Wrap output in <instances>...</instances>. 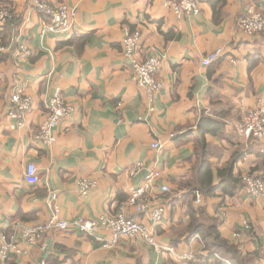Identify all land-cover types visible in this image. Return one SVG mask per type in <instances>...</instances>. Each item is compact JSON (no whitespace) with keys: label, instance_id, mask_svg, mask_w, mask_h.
I'll use <instances>...</instances> for the list:
<instances>
[{"label":"crops","instance_id":"1","mask_svg":"<svg viewBox=\"0 0 264 264\" xmlns=\"http://www.w3.org/2000/svg\"><path fill=\"white\" fill-rule=\"evenodd\" d=\"M39 1L74 6L77 17L68 33L41 38L44 15L31 0L0 4L15 17L0 27V243L23 227L47 222L50 204L57 203L67 222L115 217L123 209L148 225L158 247L124 238L105 248L103 240L111 238L105 229L94 235L53 230L36 245L18 239L23 253L0 264H186L188 254L192 264H264V197L244 189L224 196L218 189V172L229 169L234 177L264 180V140H246L237 131L244 110L264 107V37L246 36L238 25L248 8L264 12V0H199L200 14L182 19L166 5L171 0ZM125 28L141 34L137 60L163 59L156 75L163 88L153 104L124 58ZM21 45L29 56H17ZM218 49L222 57L203 66V57ZM54 88L74 112L48 147L35 134ZM21 89L33 105L25 126L17 128L9 113L11 97ZM205 117L221 124L203 126L200 133ZM31 163L38 169L36 185L25 181ZM206 168L213 173V196L197 189ZM152 171L160 177L147 197L166 209L159 225L128 204ZM81 180L96 186L84 195ZM214 221L241 262L209 249Z\"/></svg>","mask_w":264,"mask_h":264},{"label":"built area","instance_id":"2","mask_svg":"<svg viewBox=\"0 0 264 264\" xmlns=\"http://www.w3.org/2000/svg\"><path fill=\"white\" fill-rule=\"evenodd\" d=\"M32 7L44 15L40 26V36L45 38L49 35H59L68 33L74 26L77 11L76 7L64 3L42 2L31 0ZM170 6L175 16L182 19L185 16H198L201 12L199 0H171L166 2ZM13 10L8 6L0 9V27H5L14 21ZM238 25L241 32L249 37H264V12L257 11L254 7L248 8L244 15L239 18ZM141 34L139 31L124 29L122 46L124 58L133 69L134 81L145 90L150 104H153L156 96L160 94L163 85L156 75L162 68L163 59L155 56L145 61L135 58L136 50L139 46ZM5 51L3 41L0 37V54ZM30 55L27 45H21L17 56L25 58ZM223 55L222 50L218 49L207 54L202 59V65L207 67L217 62ZM54 92L47 102V117L35 134V139L42 144L52 147L58 139L57 130L62 123L67 120L74 112L67 102L61 89L54 88ZM11 104L14 110L9 113V117L16 124L17 128L25 126L24 116L33 105V98L25 94L24 89L14 92L11 97ZM238 134L246 140H264V107L258 106L244 110L242 118L237 125ZM154 149H159L160 145L154 143ZM141 169L142 164L137 165ZM160 177L157 171L150 172L144 184L132 191L128 204L132 206L138 214H142L151 225H159L163 222L166 209L162 202H149L147 194L151 192L154 182ZM25 181L29 185L39 183L38 169L35 164H29L25 174ZM244 191L247 195L254 198L264 197V180L255 174H247L242 177ZM79 190L87 195L90 190L95 188L96 182L93 180H81L78 182ZM163 192H169L168 187L162 188ZM52 197V196H51ZM51 202L56 200V196L51 198ZM201 196L196 193V201L200 203ZM52 213L47 222L33 227H23L13 235L3 238L0 243V261L5 262L11 254H22L18 239L28 245H36L39 240L48 235L53 230L68 231L75 229L83 233L94 235L101 229L111 233V238L103 240L105 248L116 246L124 238L141 239L148 244L158 247L155 234L150 231L148 225L130 219L122 209L120 214L115 217H103L100 220H86L79 218L73 222H67L60 218L61 208L57 203L50 204ZM0 212V222L2 221ZM186 264H192L193 255L188 254L183 257Z\"/></svg>","mask_w":264,"mask_h":264},{"label":"trees","instance_id":"3","mask_svg":"<svg viewBox=\"0 0 264 264\" xmlns=\"http://www.w3.org/2000/svg\"><path fill=\"white\" fill-rule=\"evenodd\" d=\"M9 0H0L1 5L8 4ZM212 9L214 12V16L216 17L217 15V7L216 4L212 2ZM221 124L218 121H215L213 119H202V125L199 126V132L201 133L203 126L207 125H214L217 126ZM206 134V133H205ZM218 175L221 176L222 180L219 183L218 189L222 190L224 196H233V192H236L240 189H244V183L240 177H234L232 175V170L229 169L228 171L225 172H218ZM198 187L197 189L200 188V190L204 191V193L208 196H213L214 191H213V173L210 169H203L199 175L198 179ZM229 188V189H228ZM217 189V188H216ZM212 229V234H213V239L212 243L209 245V249L211 252H214L216 254H226L228 260L230 261H242L237 257V251L235 250L234 247L230 246L226 241L220 238L219 234L216 232L217 230V224L214 221ZM196 233H203V231H197ZM239 264V262H237Z\"/></svg>","mask_w":264,"mask_h":264}]
</instances>
